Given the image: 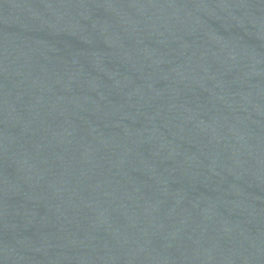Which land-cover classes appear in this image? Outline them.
<instances>
[{"label": "water", "instance_id": "1", "mask_svg": "<svg viewBox=\"0 0 264 264\" xmlns=\"http://www.w3.org/2000/svg\"><path fill=\"white\" fill-rule=\"evenodd\" d=\"M0 264H264V0H0Z\"/></svg>", "mask_w": 264, "mask_h": 264}]
</instances>
